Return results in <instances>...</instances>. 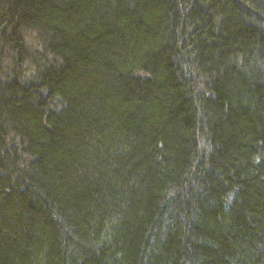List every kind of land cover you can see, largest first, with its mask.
<instances>
[{
	"label": "trees",
	"instance_id": "1",
	"mask_svg": "<svg viewBox=\"0 0 264 264\" xmlns=\"http://www.w3.org/2000/svg\"><path fill=\"white\" fill-rule=\"evenodd\" d=\"M0 264H264V0H0Z\"/></svg>",
	"mask_w": 264,
	"mask_h": 264
}]
</instances>
